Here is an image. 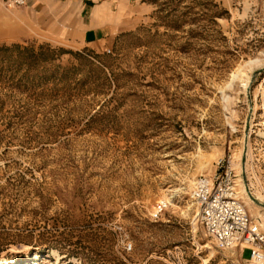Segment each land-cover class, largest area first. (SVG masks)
<instances>
[{
	"label": "rangeland",
	"instance_id": "rangeland-1",
	"mask_svg": "<svg viewBox=\"0 0 264 264\" xmlns=\"http://www.w3.org/2000/svg\"><path fill=\"white\" fill-rule=\"evenodd\" d=\"M143 1L103 53L0 2V264H249L216 248L191 190L224 159L241 191L248 121L264 201V0Z\"/></svg>",
	"mask_w": 264,
	"mask_h": 264
},
{
	"label": "crops",
	"instance_id": "crops-1",
	"mask_svg": "<svg viewBox=\"0 0 264 264\" xmlns=\"http://www.w3.org/2000/svg\"><path fill=\"white\" fill-rule=\"evenodd\" d=\"M24 7L50 42L103 53L139 25L149 6L143 0H29Z\"/></svg>",
	"mask_w": 264,
	"mask_h": 264
},
{
	"label": "built area",
	"instance_id": "built-area-1",
	"mask_svg": "<svg viewBox=\"0 0 264 264\" xmlns=\"http://www.w3.org/2000/svg\"><path fill=\"white\" fill-rule=\"evenodd\" d=\"M29 0H0L8 9L24 7ZM109 51V50H108ZM236 174L224 159L215 172L195 180L191 198L198 208V220L219 250L249 251V264H264V228L243 204ZM165 204H158L157 213Z\"/></svg>",
	"mask_w": 264,
	"mask_h": 264
},
{
	"label": "bare ground",
	"instance_id": "bare-ground-1",
	"mask_svg": "<svg viewBox=\"0 0 264 264\" xmlns=\"http://www.w3.org/2000/svg\"><path fill=\"white\" fill-rule=\"evenodd\" d=\"M247 144H248V140H247ZM247 154H248V151L246 153V157H247ZM244 171L247 172L246 165L244 166V168H242V165H240V173H243ZM240 181L242 183V187H241V191L238 190L239 196H240V192H242V196H240V198H241L243 204L245 205V207L247 208L248 212H250V204H249L250 202L249 201H252L251 203L259 205L260 207L264 206V201H262V200H260L254 196V194L252 193V191L250 189L249 184L247 183V186L245 185L244 181L242 180V176L240 177ZM239 184H240V182H239ZM239 184H238V189H239ZM247 187H248L249 192L247 190ZM250 194L253 197V199L250 197Z\"/></svg>",
	"mask_w": 264,
	"mask_h": 264
},
{
	"label": "water",
	"instance_id": "water-1",
	"mask_svg": "<svg viewBox=\"0 0 264 264\" xmlns=\"http://www.w3.org/2000/svg\"><path fill=\"white\" fill-rule=\"evenodd\" d=\"M247 99H248V102H249V115H250L252 108H251V103H250L251 100H250L249 88H247ZM248 130H249V124H248V121H247L246 122V127H245V132H244L245 143H244V149H243L242 159H241L242 168H244L245 162H246ZM243 180H244L245 185L247 186L246 177H245V171L243 172ZM247 190H248V187H247ZM248 192H249V190H248ZM250 197L253 199L251 194H250Z\"/></svg>",
	"mask_w": 264,
	"mask_h": 264
},
{
	"label": "trees",
	"instance_id": "trees-1",
	"mask_svg": "<svg viewBox=\"0 0 264 264\" xmlns=\"http://www.w3.org/2000/svg\"><path fill=\"white\" fill-rule=\"evenodd\" d=\"M46 50H49L50 51V49L48 48V49H46Z\"/></svg>",
	"mask_w": 264,
	"mask_h": 264
}]
</instances>
